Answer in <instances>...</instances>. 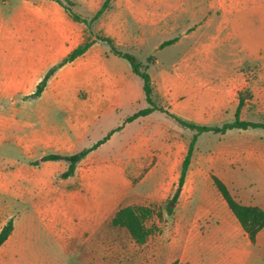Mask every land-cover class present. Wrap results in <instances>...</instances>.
Returning <instances> with one entry per match:
<instances>
[{"label":"rangeland","instance_id":"obj_1","mask_svg":"<svg viewBox=\"0 0 264 264\" xmlns=\"http://www.w3.org/2000/svg\"><path fill=\"white\" fill-rule=\"evenodd\" d=\"M170 4L168 24L160 29L153 28L138 13L125 11L122 17L131 38L121 48L133 53L145 64L151 56L157 59V63H150L148 68L159 92L157 104L194 122L221 125L234 120L241 94L245 97V105L240 117L264 122V63L250 61L243 63L240 70H233L212 68L207 62L200 70L181 71L178 62L189 57L184 51L198 39L183 38L177 43L183 36L182 28L198 26V21L202 20L203 27L197 34L203 35L204 43L209 44V36L215 32L217 23L208 24L203 20L209 16V0H170ZM174 26L182 28L174 29ZM87 33L92 38L94 34H102L97 30L96 23L92 24L91 29L87 27ZM262 33L256 42L264 48L263 30ZM174 38L177 40L173 43L159 47L162 42ZM240 40L233 39L232 42L238 43ZM103 44L110 48L106 42ZM215 56L225 65H230L235 55L222 50ZM124 62L132 73L128 74L127 79L138 89L137 100L122 101L117 110L107 112L81 138L72 130L70 106L60 96L53 93L42 98L25 95L17 96L12 101L10 97L0 95V183L10 185L13 190L40 189L42 203L48 210L55 208L58 212L62 206L61 199L48 187L61 184V174L68 163L58 160L45 165L43 156L76 153L92 146L112 129L125 126L116 130L81 161L78 175L66 180V188L73 192L69 200H72L75 208L103 206L108 213L126 205L150 208L152 213L147 223L151 233L146 242L136 243L125 228L107 222L105 247L99 248L96 235L102 231L101 227H96L98 231H92L94 235L86 236L78 232L72 247H68L67 251L63 249L62 264H65V256L68 257V264H96L91 255H98L100 251L101 256L103 248L104 257H100V264H230L229 257L232 255L247 258L246 264H264V230L258 243L250 242L243 235L242 228L239 232L235 226L240 227L237 217L213 181L215 176L223 180L242 203L257 202V197L264 194V168L259 163L258 146L264 143V128H234L225 134L202 133L187 174L190 178L179 190L181 163L194 131L157 110L146 121L153 122L151 128L163 131L154 136L158 146L154 149L123 148L139 131L142 137L145 136L150 125L138 121L124 123L128 115L148 106L142 79L132 72L127 60ZM122 72L125 74L124 70ZM239 72L244 73L248 83L243 87H226L224 84L232 78V74ZM195 83L199 85L196 102L190 100L193 96L188 93ZM181 88H186V93ZM228 88H232L233 93L222 94L221 89ZM164 91H168V94ZM169 96H172V101ZM148 136L151 137V134ZM49 137L54 139L50 144L37 141ZM166 141L169 149L159 144ZM163 156L168 158L163 159ZM120 158L124 160L118 161ZM97 170L102 177H94ZM177 190L180 197L171 204ZM3 200L15 202L18 210L23 206L9 196ZM178 205L182 209L181 216L185 218L180 222L168 212V207L175 209ZM199 214L202 217L200 228L187 223ZM28 217L29 214L21 213L20 220L26 221ZM43 223H46L44 219ZM35 234L36 241L45 248L50 247L49 240L55 237L43 226L38 227ZM58 248H62L60 243ZM87 253L91 254L90 257Z\"/></svg>","mask_w":264,"mask_h":264},{"label":"crops","instance_id":"obj_2","mask_svg":"<svg viewBox=\"0 0 264 264\" xmlns=\"http://www.w3.org/2000/svg\"><path fill=\"white\" fill-rule=\"evenodd\" d=\"M71 1L74 3L72 6L74 11L89 18L101 7L104 0ZM170 5V0H114L110 8L95 22L97 30L112 37L122 47L131 38L130 30L122 19L125 11L140 14L153 28L160 29L168 24L167 18L171 13ZM146 6L152 8H143ZM208 7L209 16L203 20L208 24L217 23L215 32L209 36V44L204 43L203 35L197 34L198 30L203 27L202 20L198 21V26L195 24L184 28L182 26L173 27L174 29L182 28L183 36L177 43H180L183 38H198L191 42L189 49L184 51L189 57L178 62V68L181 71L186 69L196 71L208 62L212 68L240 70L241 65L246 62L262 61L264 63V48L256 42V39L262 37V30L264 31V0H209ZM87 36V25L74 20L56 0H0V95L10 97L12 101H15L17 96L32 94L45 73L81 44ZM233 39L241 40L233 43ZM250 39L255 41H250ZM103 43L104 41L101 40L95 41L85 53L58 68L40 95L42 98L53 93L57 97L60 96L67 106H70L72 130L78 138L85 136L92 125L107 112L117 110L122 101L133 102L138 98L136 85L127 79L128 74L132 73L128 71V66L124 62L126 59L113 54L110 48L105 47ZM222 50L235 55L230 65H225L220 58L215 56ZM232 75V78L224 84L226 87H243L248 83L243 76L244 73L239 72ZM151 77L155 92L159 94L153 76ZM198 86L195 83L188 89L190 90L189 95L193 96L190 100L194 102L197 101ZM232 88L221 89V92L232 94ZM181 91L186 93V88H181ZM164 92L168 94V91ZM168 98L172 101V96ZM154 112L130 122L138 121L150 125L145 131V136L142 137V132L139 131L138 135L127 141L123 148L128 150L154 149L158 146L154 136L160 130L151 128L152 121H146V118ZM122 128L124 129L125 126ZM148 134H151V137ZM37 141L50 144L54 139L49 137L44 140L43 138L37 139ZM159 144L169 149L167 141L165 144L163 142ZM258 146L260 149L259 163L264 168V143L261 142ZM164 157L168 158L163 156V159ZM120 160L124 158L118 161ZM52 161L58 160H47L44 164L49 165ZM81 161L74 175L70 177L78 175ZM66 169L64 167L63 171ZM59 171L62 172V170ZM94 177H102L101 172L97 170ZM61 178L60 185L48 187L52 192L58 193L61 199L62 206L58 212L55 208L48 210V207L42 203L40 189L39 191L30 188L13 190L10 185L0 183V230L11 219L14 224L13 231L0 246V264H62V251L63 249L67 251L68 247H72L78 232L86 236L94 235L93 232L98 231L95 230L96 227L102 229L96 235L97 245L99 248L100 246L105 247L106 223L112 224L117 210L108 213L103 206L75 208L72 200H69L73 192L66 188L68 178ZM188 178L190 177H186V180ZM7 196L16 199L17 204L20 202L23 206L18 210L15 202L3 200ZM257 199L255 203H243L264 208V194ZM180 210L182 209L178 205L175 209L173 207L171 213L179 222L185 219L181 216ZM21 213L29 214L26 221L20 220ZM201 214L188 220L187 223L194 228H200ZM43 219L46 221L45 224ZM40 226L48 229L50 234L55 236L53 240H49V248L43 247L36 241L35 230ZM235 226L239 232L242 228L243 235L248 238L241 224L240 227ZM261 232L257 237V243ZM58 243L62 248H58ZM58 251L61 252L60 255ZM104 251L103 248L101 256L100 251L98 255L87 253V256H93L94 262L100 264V257H104ZM64 258H66L65 264H68V257ZM229 259L230 264H246L245 262L248 261L243 256L235 255L230 256Z\"/></svg>","mask_w":264,"mask_h":264},{"label":"trees","instance_id":"obj_3","mask_svg":"<svg viewBox=\"0 0 264 264\" xmlns=\"http://www.w3.org/2000/svg\"><path fill=\"white\" fill-rule=\"evenodd\" d=\"M59 2L65 10L69 13V15L76 21L82 22L89 29H91L92 24L95 23L103 13L110 8L112 2L114 0H104L101 7L92 15L91 18L85 17L78 12L74 11L72 6L74 3L71 0H56ZM101 40L106 42L110 46V50L113 54L120 56L126 59L133 70V72L138 75L143 82V90L145 93V98L148 103L147 107H144L133 114L129 115L124 123L134 121L135 119L148 115L155 110H159L164 112L169 117L174 119L180 125L189 128L190 130L194 131V135L188 145L187 152L185 157L181 163L180 175L178 179V187L179 190L183 187L195 150V146L198 140V137L205 132H214V133H221L225 134L230 129H249V128H264V122H257L251 120H245L240 117L241 110L245 105V97L240 94L239 96V104L237 106L235 112V118L232 121H226L221 125L217 124H202L198 122H194L192 120L183 118L168 109L160 106L156 102L157 94L155 92V88L153 85L151 74L148 71L149 64L156 62V57L151 56L148 58L147 63H143L138 59L136 55L133 53L123 50L116 41L107 35L104 34H94V37L87 36L85 40L79 44L76 48H74L71 52H69L58 64L51 67L43 76L41 81L38 83L35 91L27 95L26 97H38L42 94L44 89L47 86V83L51 76L55 73V71L63 66L64 64L73 61L78 56L85 53L91 45L97 41ZM177 38L166 40L160 44V48L165 47L166 45L173 43L176 41ZM122 126L112 129L106 136L102 139L98 140L90 147H86L81 149L80 151L73 153V154H61V153H50L45 154L42 158L43 161L47 160H65L68 163L67 169L61 174L63 178H68L74 175L78 163L83 160L91 151L95 150L99 147L102 143L110 138V136L116 131L121 129ZM39 164V163H36ZM213 181L227 202L229 208L237 217L238 221L240 222L241 226L245 230L248 235L250 242L255 243L257 241V237L259 233L264 229V208L259 205H247L239 200H237L234 195L231 193L230 189L226 185V183L221 180L219 177H213ZM177 190L172 198L171 204L177 202L180 191ZM173 207H168V212L172 213ZM152 210L148 207L144 206H136V205H126L119 208L113 219L112 225L125 228L131 238L136 243H144L148 239L151 228L148 226L147 218L151 215ZM14 224L13 220H9L3 228L0 230V246L7 240L11 232L13 231Z\"/></svg>","mask_w":264,"mask_h":264}]
</instances>
